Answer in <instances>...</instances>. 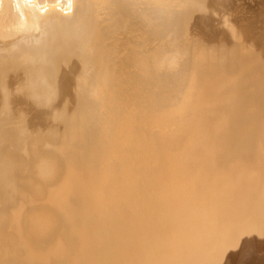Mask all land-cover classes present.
Segmentation results:
<instances>
[{
    "label": "bare ground",
    "instance_id": "1",
    "mask_svg": "<svg viewBox=\"0 0 264 264\" xmlns=\"http://www.w3.org/2000/svg\"><path fill=\"white\" fill-rule=\"evenodd\" d=\"M0 264H264V0H0Z\"/></svg>",
    "mask_w": 264,
    "mask_h": 264
}]
</instances>
